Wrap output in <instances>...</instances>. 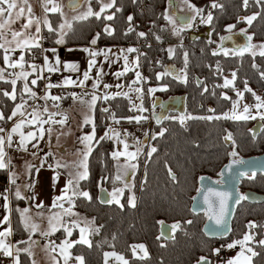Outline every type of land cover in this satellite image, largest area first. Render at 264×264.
Here are the masks:
<instances>
[{"label":"trees","instance_id":"1","mask_svg":"<svg viewBox=\"0 0 264 264\" xmlns=\"http://www.w3.org/2000/svg\"><path fill=\"white\" fill-rule=\"evenodd\" d=\"M139 1L135 0L134 3L133 0H116L115 6L106 10L109 15L114 14V19L111 21L97 19L94 16L86 20L73 21L71 30H68L65 36L66 42L71 45L90 44L91 36L95 34L96 37V34L100 33L96 44L99 47L105 44L131 43L135 34L134 31H128L130 25L127 17L132 9L133 18L138 23L135 31L145 33L147 27L148 41L151 42V45L144 44L140 47L138 66L142 69L143 83L155 88L163 86L152 93L154 98L165 99L173 94L181 95L185 100V113L183 115L176 113L173 117L167 115L159 123L154 122L149 138V150L155 147L157 151L150 157L146 156L142 168L141 158L138 155L135 174L128 181L132 187L124 189L123 195L120 196V202L123 204L121 208L115 203L102 204L98 197L99 189L105 190L108 194L114 188H123L125 179L123 181L115 179L113 158L110 148H107L108 141L99 140L105 135L106 128L103 116L97 111L99 105L97 100L92 124L83 126V132L86 133L95 128V139L99 140V143L93 144V150L88 158L89 176L86 180L80 181V190L88 191L91 200L83 197L72 199L78 215H86L90 220L95 218V225L102 227L98 233L90 236L91 247L76 244L71 250L84 258V264H103L105 251H116L129 264H195L202 256L211 261V247L215 243L241 239L247 230L249 234H255L256 241L264 239V227H260L264 226V202L250 204L243 199L237 203L236 211L231 218L232 227L229 236L224 239H210L203 235L201 225L205 218L204 213L194 214L189 210L191 196L197 190V179L200 175L205 174L215 179L219 168L233 151L236 153L233 157L237 158L264 153V120H261L262 125L258 133L252 137L249 128L254 119L246 121L223 118L235 98V90L244 92L245 81L254 93L264 98V79L261 78V73H264V57L259 55V45L264 44V0L259 4L256 0H248L247 6H244L243 0H190L191 4L204 10L203 14L209 1L222 7L213 8L212 23L201 28L204 34L200 29L192 34H187L186 30L181 32L180 41H173L171 45L174 49V55L171 57L167 47H162V44L170 43L166 35L167 20L162 15L165 13L168 0H145L146 5L143 10L137 8ZM98 6V3H95L93 8L97 9ZM117 8L120 11H116ZM253 14L258 15L251 25L246 21L238 20V17ZM50 20L57 32L44 30L45 45L55 43L61 14L51 12ZM229 24L235 25L232 32L244 29L252 36L251 43L257 45L256 56H252L251 52L243 55L226 56L224 53L213 55L215 44L223 33H228ZM105 26L113 30L112 35L104 32ZM157 35L161 37L160 40L156 39ZM32 51L27 52V61H37L36 64L40 65L41 48ZM185 52L188 54L186 69ZM158 53L159 63L150 66V59ZM253 64L256 67H253ZM166 69L171 74L163 75L157 80V73H164ZM233 72L236 73L233 85L222 87L224 75L228 73L232 76ZM176 76H180L181 79H176ZM124 77H131V74L126 73ZM41 86L42 80L38 81L35 88L38 93L41 91ZM17 87L16 101L0 95V111H3L5 116L11 114L14 104L20 98L19 88L22 87L20 81L17 82ZM0 90L11 92L12 86L0 81ZM224 95L229 99H225ZM254 98L251 92H244L243 99L247 102L252 103ZM100 104L103 105V109H109L105 113H109L111 119L115 114L113 119L115 121L136 113L135 110H130L131 105L122 95L103 100ZM208 116L214 118L211 120L189 118ZM181 117H184L183 123ZM7 123L9 124V121H0V124ZM161 128L166 129L164 135H156L153 139V135L159 133ZM229 133L231 139H225ZM169 169L175 179L169 176ZM6 173V169L0 170L1 176H5ZM239 184V190L245 188L264 195L262 173H255L253 177L244 176ZM131 195L135 196V207L128 204V197ZM21 203L25 205L26 200H21ZM13 213L17 236L22 226L19 212L14 209ZM164 221L171 226L177 222L180 225L175 230L172 229V237L169 240L161 238L158 233L159 224ZM188 221L191 223H187ZM250 221L255 222L258 227L249 229L247 225ZM25 236L27 237V234L23 232V237ZM78 236L79 231L73 229L71 238L77 240ZM53 238L57 242L63 240L65 238L63 229L60 228L53 234ZM139 243L147 249L148 257L145 259L133 256L131 246ZM22 246L23 244H18V247L22 248ZM249 246L258 253L252 258L251 264H264V246H259L258 243ZM20 262L32 264V259L27 254L20 253Z\"/></svg>","mask_w":264,"mask_h":264},{"label":"snow or ice","instance_id":"2","mask_svg":"<svg viewBox=\"0 0 264 264\" xmlns=\"http://www.w3.org/2000/svg\"><path fill=\"white\" fill-rule=\"evenodd\" d=\"M73 7L79 6V0H70ZM116 0H108V2H105V0H99L100 8L99 11H94L92 7L89 5L87 8V11L84 13L74 16L73 20H86L89 17L94 16L97 19H105V20H113L114 14L112 15H103L107 9H111L115 6ZM135 3V0H133ZM256 2L259 4L261 3V0H256ZM184 3L187 4L188 8L192 12V15L187 18H182L184 22L180 25H177L176 20L169 16L167 12L163 13L162 15L166 20L169 21L173 25V34L179 36L181 32H183L187 28L193 27V23L196 20L197 17H200V22L203 24H211L213 21V14L212 12H208L205 16L203 14L204 10L201 8H197L195 5L190 3V0H184ZM244 6L248 5V0H243ZM28 0H0V50H3V62L5 67L0 68V81H3L4 83L11 84L12 91L9 92L7 90H0V95L3 97H6L12 101H16L17 99V93H18V87L17 82H22V87L19 88V96H20V102L15 103L14 107L11 110V114L8 116H5L3 111H0V121H10L17 115L21 117L12 127L11 129H6L4 127H0V133H5L6 136L0 135V170L8 169L11 165V160L7 158V152L6 148H11L13 145V137L14 135H17L19 137L18 139V150L27 151L29 144H31V147L36 149L39 147V141L42 139L45 135V133L51 135L52 132V125L59 124L64 125L68 119L66 113L62 112H50L47 105L44 106H34L32 108L31 112H26L25 109L28 105V100L33 99H42L45 101L51 100L53 102V107L59 108V101L64 99L62 96H56L52 95L50 93V89L52 88H59V87H68V86H78L83 88L85 86V82L91 79L90 73L93 70V68L97 64L96 57L97 56H103L104 59L107 61L109 59V55L111 53V49H100L99 51L92 50L88 47L83 48L82 50L84 52H87L89 54V60H88V68L82 73V78L73 79L70 75L64 76L63 79L59 83H52L49 77H45L44 73L47 72L49 74L57 73L61 71V65L63 68V71L69 72V73H77L79 71V66L76 63H69V62H62L60 59H56L54 62H50V59L47 55L43 56V64L39 65L36 63H30L28 64V68L31 69V71H26L25 64L27 61L25 60V52H32L33 49H40L41 48V40L42 37L40 36L41 32V22L38 18H35L31 15V7L27 6ZM48 5H51L49 7ZM27 6V8H26ZM211 7L217 8L222 7L221 5L213 2ZM44 9L45 12H53V13H60L61 12L60 6L55 2V0H44ZM29 13V16L27 17V22L21 24V30H13L12 24H14L17 20H19L21 17L25 15V11ZM116 11H120L119 8L116 9ZM258 14H253L251 16H241L238 17V20L246 21L249 25L252 24V22L256 19ZM127 21L129 22L130 27L128 28V31L131 32L134 29L131 27V22L133 21V17L129 15L127 17ZM43 24L45 27L48 28L49 32L56 33L57 30L52 27L47 17H45ZM35 25V32L29 31L33 26ZM235 27L233 24L227 25V30L231 34L232 29ZM72 23L70 21H65L64 23L59 25V32L58 38L56 39V44H64L65 42V36L67 35V31L71 30ZM242 32H245L246 37V43L244 45H241L238 49L231 51L229 49L221 48L220 50L224 53V55H243L245 52H251L252 56H256L257 52L255 49L257 48V45L251 43L252 36L248 35L246 30L241 29ZM104 32H106L108 35L113 34V30L105 26ZM9 35L11 36V39H9ZM140 37H145L146 33L139 32L137 33ZM100 33L96 34V37H94L91 41V45L97 44V39L99 38ZM157 40H160V36H156ZM224 39H231V35L227 37H221V40ZM12 45H15V47H12ZM260 51L259 55L264 57V44L259 45ZM17 49L20 50V55L18 59H14L11 56L12 52H15ZM43 51H50L52 53H55L56 49H47ZM138 52V49L134 47H129L127 49H120V57L124 60V67L123 71L115 73L117 77L125 75V73L133 70L132 67H129L128 64V57L126 53H135ZM169 56L174 55V49L169 48L168 49ZM217 53L214 51L213 55H216ZM187 52L184 53V61H185V69L187 68ZM33 59H35V56H33ZM159 63V62H158ZM139 65V57L136 58V60L133 61V67H138ZM253 67H256L255 64H253ZM7 68L12 69H20V71H14L8 73V76H11L12 79H8L5 76V72ZM183 71V70H182ZM171 72H169L167 69L164 73H157L156 79L159 80L163 75H170ZM103 75V72L101 70H97L96 72V80L93 83V88H97L99 86V81ZM35 78H31V77ZM136 79L132 81V84H136L144 77H142L141 73L139 71L135 72ZM176 79H181L180 76H176ZM261 78L264 79V73H261ZM236 79V73H232V79L225 78L224 84L222 87H229L230 85H233V81ZM41 80H47V83H45V93L42 97H37V93L33 90L35 86H37V82ZM132 84L129 85V88H132ZM110 87L109 85L105 84L104 88L107 89ZM117 87H121L120 85H117ZM134 91L137 93L138 98L141 99V104H132L130 110H138L139 112H144L147 109L143 107V96H142V89L136 88ZM156 91L155 88H149L148 92L152 93ZM205 91L207 89L205 88ZM244 92H251L252 95L255 97L256 103L252 106L255 109H257V112L255 115L252 114L249 105L245 104L243 107V111L238 113L239 108V101H233V110L231 115L228 113H224L223 118L225 119H233V120H248V119H256L257 116L261 120H264V111H260L261 109H264V100L261 99L260 96L256 95L251 88L248 87L247 82L245 81V87ZM244 92L238 91L236 94L241 99L243 98ZM73 100H79L83 104H87L89 109H93L96 105V102L98 99H101V97H98L95 93L91 94V98L89 100H85L84 97L88 96L89 93L83 92L81 94H77L75 92L70 93ZM125 96L127 97L129 95L128 92H117L115 94L109 95L108 93H105L102 99L108 100L113 98V96ZM223 95V94H222ZM27 97V99H25ZM225 99H229L226 95H224ZM104 112H108L109 109L105 108L103 109ZM210 111H214L211 110ZM45 114H47V118H44ZM59 115L61 116V119L57 120L55 117ZM113 119H115V114H113ZM157 123L160 122L161 117L155 116ZM192 119H208L211 120L214 117L208 116V117H189ZM216 119H220L221 117H215ZM130 122L132 120H135L137 123H139L142 120L148 119V117L144 116H129L126 117ZM181 123L184 122V117H181ZM119 123V121H116ZM84 123L90 124L92 123V119L90 116L84 117ZM48 125V128H45L44 126ZM32 127L34 130H28L24 131L26 127ZM166 129L161 128L160 132L153 135V139L156 138V135L163 136ZM112 133V136H109V133ZM127 134V133H125ZM145 135H148V133H145ZM115 137V139L123 145V151L116 150L111 153L112 157L116 160H119L120 157H125V163L122 166L123 172L122 174H118L115 179L121 180L122 177L128 176V175H134L135 169L137 165L135 163H132V161H135L138 157V155L141 152V148L137 147L136 151H129V145L123 141L120 140V134L118 132H115L112 129H109L107 132H105V135L100 137L99 140L103 139H111ZM225 139H231V134L229 133ZM79 142L83 144V149L78 150V154L80 155V159L77 161L72 162L71 168L74 169V171L69 172V179L67 180V183L64 187V189L61 190V195L57 196L53 199L52 208H58L61 209L59 212H52V214L48 217V225L49 228L47 231L41 232V236L48 237L51 236L54 232H56L58 229L62 228L65 233V238L61 240L59 244H56L55 241H48L46 243L45 247L51 249V253H56V255H51L52 264H58L57 256L62 259L63 264H70L71 260H75L77 264H84V259L82 256H72V253L70 249L74 247L76 244H84L88 247L92 246L90 236L93 234H96L99 232L101 226L95 225V218L92 220H80V219H68L65 220L64 217H73L78 216L77 213H74L73 208V197H83L86 199L91 200V196L88 191H82L80 190V181L86 180L89 176V167H88V158L93 150V144L99 143V140L95 139V128H93V131L89 134H86L84 136H81L78 138ZM137 144H140V141L136 142ZM157 149L155 147L150 148L147 155L150 157L152 153L156 152ZM33 156H36L37 153L33 152ZM229 155L235 156L236 153L233 151ZM233 163H244L242 160H233ZM43 163V161H42ZM29 169L34 168L35 166L29 163L28 165ZM56 167H64L68 168L69 165L67 163H60L57 162ZM118 167H121L118 165ZM169 176L172 177V179H175L174 174L172 173L171 169L168 170ZM9 183L11 185H15V173L9 172ZM55 179V178H54ZM26 188L31 189V184H26ZM131 185L125 181L123 188H114L112 192L108 193V195L111 197V199L104 200L103 203L106 204H112L115 203L119 205L121 208H123V204L120 202V196L123 195L124 189H131ZM103 191V189H101ZM10 189H5V192L0 193V199H3L4 203L3 205H0V207H3L6 211H11L9 209V196L8 192ZM71 193V195H69ZM15 197L17 199H24L25 197L22 196L19 187H17V190L14 193ZM230 196V193L227 192H220L215 189H208L207 193L204 196V202L208 205L210 219H213L215 221V224L217 226H223L224 225V216L225 213L228 210V198ZM212 197L216 198L215 202L211 199ZM34 199V197H33ZM246 199L245 196H238L236 198V202L239 203L240 200ZM67 201L69 204V207H64V202ZM128 204L131 207H135V196L131 195L128 197ZM37 208L43 207V202L36 205ZM16 211L20 214V222L23 225V228L26 232L29 233V238L26 241H18V244H27V247H17L15 244H10L7 242V237L12 235V229L10 226V220L8 215H4L3 219L0 220V224H9V227L4 228V230L0 231V253H2L5 257L12 258L13 264H21L20 262V253H25L27 256L31 259L33 257V253L31 251L32 245L36 244L37 242L31 239V234L33 232H37L39 230V226L32 220V217L29 215V209L23 208V209H16ZM51 211V210H50ZM37 215H43V213H37ZM187 223H191V221H188ZM180 225L177 222L172 226V229L175 230ZM249 229H253L258 227V225L255 224V222L250 221L247 225ZM264 227V226H260ZM73 229L79 230V238L77 240H69L68 237H71L73 234ZM226 231V229H224ZM215 234V233H213ZM113 239H115V236H113ZM159 239V237H158ZM252 243H258L259 246H264V239H260L259 241L255 240V234H249L245 233L243 235V238L240 240H235L231 243H228L226 245L229 249L236 248L237 245L240 246V251L237 252L235 257L228 258L226 261L223 262V264H251L252 258L257 256L258 253L254 251L252 247L249 245ZM132 252L133 256H137V249H139L140 252L143 253V255L139 256L140 259H145L148 257V252L143 244L139 245H133ZM225 247V246H222ZM14 250V251H13ZM221 249L216 248L212 249V252L214 254H219ZM250 254V255H249ZM114 256L118 261H121L122 264H129V262L122 256L118 255L115 252L112 253H104L105 258V264L108 262V257ZM32 264H35V260L32 259ZM197 264H210L207 257H200L197 261Z\"/></svg>","mask_w":264,"mask_h":264},{"label":"crops","instance_id":"3","mask_svg":"<svg viewBox=\"0 0 264 264\" xmlns=\"http://www.w3.org/2000/svg\"><path fill=\"white\" fill-rule=\"evenodd\" d=\"M99 1V0H97ZM55 2L60 6L61 11L65 17V19L69 18L70 13H75L78 10L82 9L87 11V8L89 7L90 0H79V6L73 7L70 3V0H55ZM31 7V15L35 18H38L41 22V32L40 36L42 37L41 40V48H42V60L41 64H43V56L47 55L50 59V62H54L56 59H60L62 62H69V63H76L79 66V71L77 73H69L63 71L62 65H61V71L59 72L62 75V79L64 76H71L73 79L82 78V73L87 70L88 68V60H89V54L87 52H84L82 49L85 47H88L92 50L99 51L100 49H111V53L109 55V59L106 61L104 57L97 56V64L93 68V70L90 73L91 79L85 82V86L83 88L78 86H68V87H60L58 89L49 90L52 95L56 96H62L64 99L59 101V108L53 107V102L51 100L45 101L42 99H33L28 100V105L25 109L26 112H31L32 108L34 106H44L47 105L50 112H62L67 114V121L64 125L55 124L52 125V132L51 135L45 133L44 137L40 139L39 141V147L34 149L31 147V144L28 146L27 151L18 150V139L19 137L17 135H14L13 137V145L11 148H6L7 152V158L11 160V165L8 169H6V174L9 176V172L15 173V185L11 186L9 200V209L11 211H6L3 209V207H0V220L3 219L4 215L9 216L10 220V226L12 229V235L7 237V242L10 244H15L18 247V241H26L29 238V233L26 232L23 228V225L21 224L22 228L17 233V236L15 235V222H14V209H23L28 208L29 209V215L32 217V220L39 226V230L37 232H33L31 234V239L36 241L37 243L32 245L31 251L33 253V257L31 259L35 260V264H52L51 255H56V253H51L50 248H46L45 245L48 243V241H55L56 244H59L60 242H57L53 238V234L58 232V229L56 232H54L51 236L44 237L41 236V232L47 231L49 228L48 225V217L52 214V212H59L61 209L58 208H52L53 199L57 196L61 195V190L64 189L67 180L69 179V171H74V169L71 168V164L74 161L79 160L81 157L78 154L77 148L84 147L83 144L77 141L76 138L78 136H82V128L84 123V117L87 115L92 118L93 117V109H89L87 104L81 103L79 100H73L70 93H77L81 94L83 92L89 93L88 96L84 97L85 100H89L91 98V94L95 92H100L103 96L105 93H108L109 95L115 94L117 92H128L129 94H132L133 88L138 86L139 83L132 84V81L136 79L135 72L139 71L138 67H133V59L132 57H135V53H126L128 57V64L129 67H132L133 70L127 72L131 74L130 77H127V82L123 84L122 77H117L115 73L123 71L124 67V60L122 57H120V49H127L130 46L127 45H108L105 44V46H96L91 44H79V45H71L67 44L66 38L64 44H52V45H45L44 38L45 33L44 30L48 29L44 26L43 21L45 17L49 20L50 24L52 25V22L50 20V14L51 12H45L44 9V0H28V5ZM26 6V8H27ZM51 7V5H48ZM92 8L94 6L90 5ZM109 15V14H107ZM29 16V13L27 10L25 11V15L21 17L19 20H17L14 24H12L13 30H21V24L27 22V17ZM68 21H75L73 19H70ZM72 23V22H71ZM31 32H35V25L29 30ZM58 38V36H57ZM9 39H11V36L9 35ZM43 46V47H42ZM12 47H15V45H12ZM55 48V53H52L50 51H43L47 49ZM33 52V51H32ZM3 50H0V68L5 67L2 56H3ZM20 55V50L17 49L15 52L11 53V56L14 59H18ZM25 60L27 61V51L25 52ZM30 63H36L35 61L30 60L29 62L25 64L26 71H31L30 68L27 67ZM27 67V69H26ZM97 70H101L103 72V75L99 81V86L97 88H93V83L96 80V72ZM14 71H20V69H12L7 68L5 72V76L7 77L8 73L14 72ZM48 74L47 72H45ZM126 74V73H125ZM31 78H35L34 76ZM61 79V80H62ZM21 82V81H20ZM43 82V80H42ZM38 84V82H37ZM107 84L110 87L107 89L104 88V85ZM134 85L133 88H129V85ZM117 85H120L121 87H117ZM36 86L34 87V91L37 93V97H42L45 93V91L42 90L38 93L35 90ZM95 91V92H94ZM135 91H133L134 93ZM97 93H95L97 95ZM125 97V96H124ZM128 98V96L126 97ZM27 99V97H25ZM19 103V100H17ZM10 115V114H9ZM44 118H47V114H45ZM21 117L17 115L12 120L9 121V124H5L3 127L6 129H11V127L19 120ZM55 119L59 120L61 119V116L57 115ZM45 128H48V125L44 126ZM28 130H34V128L26 127L24 131ZM81 133V134H80ZM0 135L6 136L5 133H0ZM77 149V153L75 150ZM64 150H68L67 155L64 154ZM36 152L37 155L33 156L32 153ZM114 160V159H113ZM43 161V163H42ZM60 163H67L69 165L68 170L64 169L63 167H56L57 162ZM31 163L35 167L32 169L28 168V164ZM132 175L130 174V177ZM125 177V176H124ZM129 177V178H130ZM55 178V179H54ZM26 184H31L32 188L28 189L25 187ZM17 187H19V190L24 198L26 200V204L23 205L21 203V200L23 199H17L14 195L15 191L17 190ZM30 194V198H29ZM71 195V193H69ZM34 197V199H33ZM43 202V207L37 208L36 205ZM4 201L3 199H0V205H3ZM74 203V201H73ZM74 205V204H73ZM64 207H69V204L67 201L64 202ZM51 210V211H50ZM73 212L76 213L74 206L72 208ZM43 213V215H37V213ZM20 217V214H19ZM65 220L68 219H80L79 216H73V217H64ZM9 227V224H0V231L4 230V228ZM78 230V229H77ZM26 232L27 237H23V232ZM79 231V230H78ZM80 235V233H79ZM79 238V236H78ZM64 239V238H63ZM69 240H75L76 238L68 237ZM142 244V243H139ZM27 244H23V247H27ZM147 250V249H146ZM14 251V250H13ZM72 256H80L77 253H73L70 249ZM112 253L116 251H105L104 253ZM103 253V264H105V258ZM2 254V253H0ZM118 254V253H116ZM139 254L143 255L142 252ZM237 254V253H236ZM236 254L233 255V257L236 256ZM3 256V255H2ZM2 259L4 261L1 264H13L12 258L3 256ZM84 259V258H83ZM58 264H63L62 259H60L59 256H57ZM70 264H77V262L73 259L70 261ZM107 264H122L121 261H118L114 256L108 257ZM211 264V263H210Z\"/></svg>","mask_w":264,"mask_h":264},{"label":"water","instance_id":"4","mask_svg":"<svg viewBox=\"0 0 264 264\" xmlns=\"http://www.w3.org/2000/svg\"><path fill=\"white\" fill-rule=\"evenodd\" d=\"M171 12L180 24L184 22L182 18L190 17V15L186 13H177L173 8L171 9ZM229 35H231V39L221 40V37H227ZM218 40L219 41H217L215 47L213 48V51H215L216 53H223L220 50L221 48L234 51L241 45H244L246 43L245 32L240 31V29L231 32V34L229 32H225L219 37ZM153 108L155 109V116L164 119L168 113H173L174 111L177 112L178 115H183L185 113L186 107L184 98L181 95L173 94V96H169L165 99L154 98ZM154 122L157 123L155 118ZM261 125V120L255 119L253 121L252 126L249 128L252 137L258 133ZM233 160H242L244 161V163H233ZM254 173L264 174V153H261L259 155L255 154L254 156H241L239 158H233L229 156L225 163L219 168L218 176L215 179H212L205 174H202L198 177L197 190L195 191L194 195L191 196L189 210L194 212V214L204 213L205 218L201 225V232L203 233V235H206L207 238L210 239H224L229 235L231 228V218L236 211V198L240 196V193L238 191V185H240L239 182L245 174H251V176H254ZM129 177L130 175L125 176V181L128 182ZM208 189H215L220 192L230 193V196L228 198V210L224 216L223 226H217L215 224V221L209 218L210 213L208 205L204 202V196L207 193ZM99 190V200L102 204H106L103 203V201L109 199V195L105 190ZM243 196L246 197L245 200L247 203L264 202V195L258 194V192L244 190ZM211 199L214 202L216 200V198L214 197H212ZM224 229H226V231ZM158 233L161 238L169 240L172 237V226L164 221L159 224ZM195 264H197V262Z\"/></svg>","mask_w":264,"mask_h":264},{"label":"rangeland","instance_id":"5","mask_svg":"<svg viewBox=\"0 0 264 264\" xmlns=\"http://www.w3.org/2000/svg\"><path fill=\"white\" fill-rule=\"evenodd\" d=\"M145 1V0H144ZM105 2H108V0H105ZM71 3V2H70ZM95 3H98V7L100 8V3H99V1H97V0H90V2H89V4L90 5H92V6H94V4ZM212 4L213 2L212 1H209L208 2V4ZM168 4V5H167ZM145 5H146V1H145ZM166 8H165V12H167V14L169 15V16H171V17H173L175 20H176V23H177V25H180L178 22H177V19L174 17V15H173V13L171 12V9L173 8V9H175V11L177 12V13H179V14H183V13H186V14H190V15H192V12L190 11V9L188 8V6H187V4H185L184 3V0H168V3H166ZM138 6H140V2L138 3ZM208 6V5H207ZM206 6V7H207ZM145 6H143V8H144ZM62 8V7H61ZM99 8H92L94 11H99ZM143 8H142V10H143ZM62 12V11H61ZM85 12V10H82V9H80V10H78L77 12H75V13H70L71 15H69V18L68 19H65V17H64V15H61V22L59 23V25L60 24H62V23H64L65 21H68V20H70V19H72L74 16H77V15H80V14H82V13H84ZM130 12H131V9H130V11H129V15H130ZM105 14H110V13H108V11H106L105 12ZM71 22H73V21H71ZM59 25H58V29H59ZM206 24H203L202 25V27L203 26H205ZM201 27V28H202ZM147 28V27H146ZM166 28L168 29V30H166V35L169 37V41H170V43H164V44H162V47H167L166 49L168 50V48H171V45L174 43V42H177V41H180V36H181V33H180V35L179 36H177V35H174L173 34V31H172V29H173V25L171 24V23H169V21L167 20V22H166ZM200 28V32L201 33H205L202 29ZM148 29V28H147ZM199 30V29H198ZM137 32V31H136ZM138 33V32H137ZM134 34H135V32H134ZM94 36H95V34H94ZM94 36H91V38H90V41L94 38ZM138 36V35H137ZM174 41V42H173ZM136 42H135V38H134V40H133V42H131V43H128L130 46H132V47H134V44H135ZM124 45H127V44H124ZM41 50H42V48H41ZM136 56V55H135ZM36 57H37V55H36ZM136 58H137V56H136ZM132 59H133V61L134 60H136L135 59V57H132ZM36 63H38L37 61H35ZM136 68V67H135ZM139 68V67H138ZM139 72L141 73V75H142V77H143V74H142V69L141 68H139ZM132 77V76H131ZM131 77H130V79H131ZM231 75L230 74H225L224 75V77H223V83H224V79L225 78H228V79H231ZM7 78L8 79H12V77L11 76H8L7 75ZM123 78V77H122ZM126 78L127 77H124L123 79H122V81H123V84L125 83V82H127V80H126ZM139 84H138V86H136L135 85V87H134V85L132 86V88H133V90L131 91L132 92V94H129L128 95V98H126L127 100H128V102H129V104L132 106V104H137V105H139V104H141V99L140 98H138V95H137V93L136 92H134L133 93V91H134V89H136V88H140V89H142V96H143V107H144V104H145V101H146V96H149L150 97V99L152 100V96H151V94L153 93H149L148 92V89L149 88H155V87H151L150 85H145L144 83H143V81L141 80V81H139L138 82ZM21 86H22V82H21ZM163 86H159V87H156L155 89L156 90H159L160 88H162ZM239 91V90H238ZM237 90H235V92L237 93L238 92ZM95 92V91H94ZM95 93H97V92H95ZM100 93V92H99ZM235 93V98H234V100L233 101H239V108H238V113L239 112H242L243 111V107H244V105L245 104H247V105H249V107H250V110H251V112H252V114L253 115H255V113L257 112V109H255L254 107H252L255 103H256V100H255V98H254V101L251 103V102H247L245 99H241L240 97H238L237 96V94ZM98 94V93H97ZM101 94V93H100ZM256 94V93H255ZM256 95H258V94H256ZM101 96L103 97V95L101 94ZM259 96V95H258ZM124 97V96H123ZM261 97V96H260ZM261 99L262 100H264V98H262L261 97ZM233 101L231 102V106H230V108H228V110L226 111V113H228L229 115H231V113H232V110H233ZM103 102V101H102ZM98 110L97 111H99L100 113H101V115L103 116V120H104V122H105V128H106V130H105V132H107L109 129H112L110 126H109V123H111V124H123V125H125V127H126V130L129 132H131V131H133L134 133L135 132H137L138 134H140V135H144L145 133H149V134H151V129H152V125L150 124V126L148 127L147 125H146V123L142 120L141 122H139V123H137L135 120H132L131 122L128 120V119H126V117H122L121 118V120L119 121V123H117L115 120H113V119H111V116H110V114L108 113V114H106L104 111H102V109H103V105L102 104H100L99 103V105H98ZM260 111H264V109H261ZM135 114L133 115V116H137V115H140V116H144V114H143V112L141 113V112H139L138 110H135ZM176 115V112H173V113H169L168 114V117H173V116H175ZM90 116V115H89ZM128 117V116H127ZM92 119V122H93V117L91 118ZM260 120V118H259V116H257V118H256V120ZM233 120V119H232ZM249 121H252V119H248ZM248 120H246V121H248ZM255 120V119H254ZM92 124V123H91ZM5 124H0V127H3ZM84 125V124H83ZM142 125H144V127L142 128ZM146 125V126H145ZM93 131V129L92 130H90L89 132H87L86 133V131L85 132H83V128H82V136H84V135H86V134H89V133H91ZM81 134V133H80ZM109 136H112V133L110 132L109 133ZM76 140L78 141V136H77V138H76ZM123 140V139H122ZM123 141H125V140H123ZM127 142V144L130 146L129 147V151H136V149H137V147H139V144H137V143H133L132 145H130L131 144V141H126ZM107 148L110 150V154L113 152V151H116V150H120V151H123V145L122 144H120L116 139H115V137H113V139L111 140V142L109 141V143L107 144ZM140 148V147H139ZM77 149H79V150H81V149H83L82 147H80V148H77ZM77 149L75 150V152L77 153ZM148 150H149V145H148V149H146V151H147V153H148ZM66 151H68V150H64L63 152H64V154L65 155H67L68 154V152H66ZM143 152H144V149H141V152H140V154H139V156H140V158H141V168L143 167V165H144V163H145V160H146V157L144 158V154H143ZM112 156V155H111ZM147 156V155H146ZM230 157H233L232 155H229ZM113 158V157H112ZM138 158V157H137ZM233 158H237V157H233ZM114 159V158H113ZM137 161V159L135 160V161H132V163H137L136 162ZM112 163H114V174H115V177L118 175V174H122V172H123V165H124V163H125V157H120L119 158V160H116V159H114L113 160V162ZM118 165L119 166H121V167H118ZM64 168V167H63ZM64 169H66L67 171H69L68 170V168H64ZM70 172V171H69ZM125 178L124 177H122V179H121V181H123ZM125 182V181H124ZM240 191H242V190H240ZM80 218H82V220H90V218L89 217H87L86 215L84 216V215H78ZM246 231V230H245ZM247 233H248V230L246 231ZM242 239V238H241ZM238 240H240V239H238ZM233 241H235L234 239L233 240H231V241H224V242H218V243H215V244H213V246L214 245H216L217 246V248L218 247H220V249H222V252H223V258L221 259L220 258V260L218 259L217 261H214V260H212L211 259V264H223V262L224 261H226L228 258H231V257H233V255L234 254H236L237 252H239L240 251V246L238 247V246H236V248H234V249H229V248H227L226 247V245L230 242H233ZM136 245H139V244H136ZM222 246H225V247H222ZM237 248H239V249H237ZM137 253H138V255L137 256H134V257H137V258H139V256H141V254H139L140 253V251H139V249H137Z\"/></svg>","mask_w":264,"mask_h":264},{"label":"built area","instance_id":"6","mask_svg":"<svg viewBox=\"0 0 264 264\" xmlns=\"http://www.w3.org/2000/svg\"><path fill=\"white\" fill-rule=\"evenodd\" d=\"M140 6H138L137 8L138 9H142L143 6H145V1L144 0H140ZM211 3L208 4V6L206 7V11L204 13V15L206 16L208 12H212L213 10V7H211ZM131 16L133 17V14H132V9H131ZM137 21L133 18V21L131 22V27L134 29L133 31L135 32V44H134V48L138 49V52H135V55L137 57H139V62H140V55H141V52H140V47L144 44H148V45H151V42L148 41V31L149 29L145 28V33H146V36L145 37H142V38H139V36H137V32L135 31L136 30V27H137ZM203 23L200 22V17H197L196 20L194 21L193 23V27L191 28H187L185 29L186 30V33L187 34H192V33H195L198 29H200L202 27ZM43 47V46H42ZM42 52V50H41ZM160 55L159 53L158 54H154V56L150 59L149 61V65H153V64H156L158 62V59H159ZM44 76L45 77H49L51 82L52 83H59L62 79V75L57 72V73H52V74H46L44 73ZM45 83H47V80H43L42 82V90L45 91ZM60 88V87H59ZM54 89H58V88H52L50 90H54ZM98 97H101V99H98V103H101L104 99H102V96L101 94L98 92L97 94ZM144 108L147 109L146 111L143 112L144 114V117H148V119L146 120H143L146 125L149 127L150 124L152 125L154 123V109H153V99L151 100L149 96H146V101H145V104H144ZM145 125V126H146ZM109 126L112 128V130H114L115 132H118L120 134V140H125L126 141H131V144L132 145L133 143L135 144L137 141H140L141 143L139 144V147L141 149H144V158L146 157L147 155V151L146 149H148V145H149V138H150V134L148 133V135H140L138 134L137 132H133V131H127L126 130V127L125 125H123L122 123L121 124H111L109 123ZM127 133V134H125ZM108 143L109 141L111 142V139H108L106 138ZM127 143V142H126ZM9 176L6 174L5 176H1L0 175V193H3L5 192V189H10L11 190V184L9 183ZM10 192V191H9ZM7 193L8 195L10 193ZM217 246L214 245L212 248H211V252H210V255H211V259L214 260V261H217L218 259H222L223 258V252H222V249L221 251L219 252V254H214L212 252V249H216ZM220 249V247H218ZM2 254H0V264L4 261V259H2Z\"/></svg>","mask_w":264,"mask_h":264},{"label":"flooded vegetation","instance_id":"7","mask_svg":"<svg viewBox=\"0 0 264 264\" xmlns=\"http://www.w3.org/2000/svg\"><path fill=\"white\" fill-rule=\"evenodd\" d=\"M174 112H175V111H174ZM170 113H172V112H170ZM176 113H177V112H176ZM168 114H169V113H168ZM168 114H167V115H168ZM260 120H261V119H260ZM254 174H255V173H254ZM244 176H245V177H246V176H248V177H253V176H251V174H245ZM244 176H243V177H244ZM238 187H239V185H238ZM244 190H249V189H245V188H244V189H242V191H240L239 188H238V191H239L240 195L243 196V191H244ZM251 191H252V190H251ZM253 192H254V191H253ZM255 192H256V191H255ZM258 194H259V193H258ZM240 201H241V200H240ZM260 203H261V202H260ZM250 204H253V203H250ZM229 243H230V242H229ZM212 247H213V246H212ZM212 247H211V248H212Z\"/></svg>","mask_w":264,"mask_h":264},{"label":"bare ground","instance_id":"8","mask_svg":"<svg viewBox=\"0 0 264 264\" xmlns=\"http://www.w3.org/2000/svg\"><path fill=\"white\" fill-rule=\"evenodd\" d=\"M232 227V226H231ZM229 236V235H228ZM220 260V259H219ZM209 261H210V259H209Z\"/></svg>","mask_w":264,"mask_h":264}]
</instances>
